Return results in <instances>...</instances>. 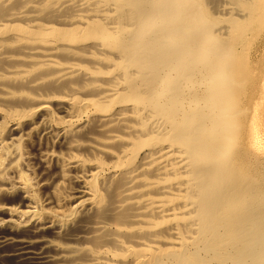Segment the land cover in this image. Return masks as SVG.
<instances>
[{
  "label": "bare ground",
  "instance_id": "6f19581e",
  "mask_svg": "<svg viewBox=\"0 0 264 264\" xmlns=\"http://www.w3.org/2000/svg\"><path fill=\"white\" fill-rule=\"evenodd\" d=\"M262 117L264 0H0V260L264 264Z\"/></svg>",
  "mask_w": 264,
  "mask_h": 264
},
{
  "label": "rangeland",
  "instance_id": "374dc122",
  "mask_svg": "<svg viewBox=\"0 0 264 264\" xmlns=\"http://www.w3.org/2000/svg\"><path fill=\"white\" fill-rule=\"evenodd\" d=\"M260 125H261V128L263 129V132H264V117H262V122L260 123ZM31 140H34V138H32ZM35 141V140H34ZM35 145H37V143H36V141H35V143H34ZM32 152H31V155H30V158H32V159H28L27 161H24V160H21L20 159V161L18 160L16 163H15V167H16V173H20V172H18V171H20L21 170V173H26L27 174V178H29V179H31V181L32 182H42L44 179H45V172H43L44 171V168H43V165H42V163L37 159L38 158V154H37V152L35 151V150H31ZM35 152H36V156H35ZM33 159H35V161L33 160ZM39 162H38V161ZM21 162V163H20ZM24 162H28L27 164H26V167L30 170V171H26L25 170V168H23L24 167V165H23V163ZM34 163V164H33ZM19 165H21V166H19ZM29 165V166H28ZM39 165V166H38ZM23 166V167H22ZM49 167V166H48ZM20 168H22V169H20ZM39 169V171H38V169ZM42 168V169H41ZM20 169V170H19ZM32 170V171H31ZM41 170V171H40ZM31 172V173H30ZM38 175H37V174ZM44 173V174H43ZM31 174H33V175H31ZM36 175H37V177H36ZM40 177V178H39ZM43 180H42V179ZM37 179V180H36ZM38 179H39V181H38ZM59 192V194H63L62 192H61V190H59L58 191ZM40 194V195H39ZM1 196H0V204H1V206L3 205V204H15V203H13V202H10L11 201V199L13 198V196H10V197H7V196H4V195H2V194H0ZM36 195H37V197H45L46 195L44 194V192H43V190L42 189H39V190H37L36 191ZM48 196H49V194H47ZM3 197V198H2ZM7 198V199H6ZM51 206H54V203H51L50 204ZM1 214V213H0ZM5 214H1L0 215V219L1 220H4V219H7V215H5ZM5 217V218H3V217ZM5 260H8V259H5ZM5 260L4 259H2V261L4 262H2L1 260H0V263L1 264H12L11 263V261H6V263H5ZM8 262V263H7Z\"/></svg>",
  "mask_w": 264,
  "mask_h": 264
}]
</instances>
